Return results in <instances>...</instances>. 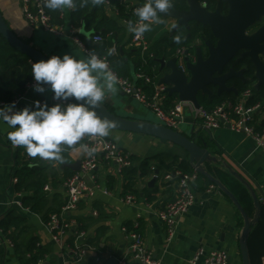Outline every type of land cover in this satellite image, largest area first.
Wrapping results in <instances>:
<instances>
[{"label": "crops", "instance_id": "0c3cea01", "mask_svg": "<svg viewBox=\"0 0 264 264\" xmlns=\"http://www.w3.org/2000/svg\"><path fill=\"white\" fill-rule=\"evenodd\" d=\"M0 10L8 25L20 38L49 57L75 53L83 59L89 53L75 46L66 35H57L32 26L24 17L22 0H0ZM172 10L162 17L163 24L154 26L151 32L146 33L153 45L167 33L172 36L179 34L182 38L188 35V29L183 25L175 30L179 20L173 15ZM109 14L112 17L116 16L113 9ZM87 36L89 38L90 34ZM116 38L120 46L125 47L124 55L127 57L132 45L131 33L126 26L123 32H118ZM134 74L135 68L131 63L129 75L134 78ZM253 84L254 82L250 87ZM24 96L21 105L17 106L18 110L32 106L36 100L41 102L46 100L49 105L55 103L51 92L41 95L36 93L33 87H27ZM104 104L121 115L152 120L149 111L136 99L126 95L119 86L117 93L109 95ZM261 104L262 109L257 112L256 118L259 124L264 126V100ZM185 115V125L180 128V132L191 135L195 130L203 128L201 124L195 122L190 111L186 110ZM8 131L10 129L6 125L0 124V264L27 263L31 253H20L16 249V241L27 245V240L31 237L38 239L41 248L49 249L44 264H107L112 258H115L118 264V261L127 255L130 245V238L123 228L130 226L137 214L142 215L141 231L146 247L159 264H194L193 258L201 248L207 253L225 250L231 259L229 264H243L240 238L244 218L233 201L217 186L215 189L209 188L212 182L207 177L199 178L195 183V203L189 212L180 218L175 236L171 240L167 239L166 225L159 217V211L174 200L176 189L167 188L163 184V177L167 173L174 175L175 172L183 171L177 167L175 158L182 159L185 155L180 147L169 141L119 130H115L114 135H118L120 139L118 141L110 139L134 156L135 160L131 167H136V170L127 174V169L119 171L115 163L107 162L100 164L87 176V183L93 188L94 194L85 196L77 209L65 217L76 222L87 235L88 252L82 260H76L71 247L74 243L73 233L67 232L56 241L47 223L50 214L60 212L66 201L64 182L77 172L69 165L79 160L82 162L83 150H69L65 153L67 159L63 164L40 161L36 158L37 163L34 164L42 169L44 190L49 186V189L45 190L48 199L46 209L42 213H36L23 206V199L33 195L34 191H22L17 188L19 180L16 177V155L15 149L7 139ZM212 134L216 142V145L212 146L213 153L223 158L233 171L245 179L259 199L261 217L252 227L248 246L251 264H264V151L257 146L252 137L233 131L227 126L213 130ZM34 164L31 163V166ZM205 166L207 170L214 172L213 165ZM153 179L156 181L151 186ZM130 180L133 184L128 191H132L131 193L137 197L136 204L126 203L122 199L130 193L125 192ZM224 181L235 191L249 215L254 217L256 208L253 206V198L249 191L243 193L236 191V183L231 178H224ZM150 197L154 199L150 200ZM16 201H20L22 206L16 204ZM12 211L25 218V222L5 231L3 224L8 221ZM90 239L94 242L92 245L88 244Z\"/></svg>", "mask_w": 264, "mask_h": 264}, {"label": "built area", "instance_id": "2783aa9c", "mask_svg": "<svg viewBox=\"0 0 264 264\" xmlns=\"http://www.w3.org/2000/svg\"><path fill=\"white\" fill-rule=\"evenodd\" d=\"M122 1L127 2L128 0ZM22 11L25 19L32 26L42 28L57 35H66L72 40L75 46L87 53L89 52L80 37L82 30L73 26L65 27L54 23L51 15L43 7L42 0H22ZM125 24L127 25V22ZM92 40L96 43H101L104 38L101 34L95 33L92 36ZM131 45L137 47L142 55L154 58V53L149 51L151 42L146 33L139 38L131 34ZM192 45L195 47L197 44L193 43ZM114 49V56H117L119 54V47L115 46ZM186 52V48L180 49L175 56L183 71H185L184 57ZM108 61L112 68L109 58ZM114 73L119 78V88L126 95L133 97L145 107L152 110L155 116L161 121L159 124L179 130L180 126L185 122V112L188 110L192 113L195 122L201 124L203 128L213 131L222 126H227L233 131L241 132L252 137L257 143V146L264 151V126H261L256 118L257 112L262 109V104H248V101L253 96L252 88L244 91L239 101L235 104L224 103L212 110L206 109L202 105L197 106L192 101L182 100H178L173 107L168 108L165 103L169 93L168 85L160 81H153L145 73L137 74L134 79L120 76L115 71ZM141 78L150 84L151 92L145 91L136 84V79ZM33 84L34 82L30 83L28 87H33ZM24 99V94L19 95L14 97L9 103H3L1 106L10 104L13 101L16 102L17 106H20ZM84 143H90V146L97 147V154L94 158H89L84 155L80 170L66 179L64 182L66 201L60 212L50 214L47 223L56 241H58L61 235L67 232L73 233L74 243L71 247L76 260H82L88 252L87 235L76 222L69 221L65 217L68 213L77 209L80 201L85 196L94 194L93 188L87 183V176L102 163H115L119 171L133 165L132 154L110 138H97L92 142L85 139ZM199 175L200 173L194 169L190 173L177 172L175 175L167 173L163 177V184L167 188L174 187L176 189L174 200L159 211V217L166 225L168 240H171L175 236L180 218L189 212L195 203V183L199 179ZM215 186L212 184L209 188L215 189ZM48 189L49 186H46L45 190ZM122 199L129 204H136L138 200L132 193H127ZM15 203L22 206L20 201H16ZM141 219L142 215L137 214L132 224L123 228V231L130 238V245L127 255L123 256L118 261V264H130L131 262L135 264H159L158 261L154 260L152 254L146 247L144 234L141 231ZM192 262L194 264H229V253L225 250H213L207 253L201 248L196 252Z\"/></svg>", "mask_w": 264, "mask_h": 264}, {"label": "water", "instance_id": "95a60500", "mask_svg": "<svg viewBox=\"0 0 264 264\" xmlns=\"http://www.w3.org/2000/svg\"><path fill=\"white\" fill-rule=\"evenodd\" d=\"M228 3L229 10L226 14H223L219 7L215 11L208 10L201 5L199 0H187L188 9L169 10H172L173 15L179 20V25L175 30L180 25L190 29L192 24H203L209 26L217 39L216 44L209 40L205 41L207 57L204 56L205 50L202 45L195 46L193 55L187 49L184 57L187 72L180 68L176 57L169 60L160 59L161 69L166 73L160 82L168 85L169 94H177L179 100L192 101L200 106L199 94H211V86L217 87L219 93L233 90L226 85L227 80L237 75L241 76V72L230 71L225 73V69L229 62L243 50L246 51L256 66L258 78L256 86L264 84V63L260 58V54L264 53V24L260 25L251 35L246 34L250 27L253 28L261 22L264 16V0H228ZM0 33L14 48L30 57L33 62L49 58L46 53L20 38L8 25L1 10ZM98 112L102 117L107 116L115 121L117 123L116 130L153 136L180 147L190 166L214 183L240 211L244 218V228L240 238L242 260L243 264H251L248 241L252 227L260 220L261 204L253 187L237 172L233 171L223 158L221 159L218 154L213 153L212 146H215L216 142L211 130L199 128L193 134L187 135L153 120L121 115L109 109L105 104L98 109ZM219 155L222 154L219 153ZM205 164L214 166V174L207 170ZM69 166L73 170L79 171L81 160ZM224 178H231L235 181L236 191L241 193L249 191L256 208L254 217L249 215L234 193L235 191L227 185ZM155 181L156 179L152 180L151 186L154 185ZM107 264H117V260L112 258Z\"/></svg>", "mask_w": 264, "mask_h": 264}, {"label": "trees", "instance_id": "16d2710c", "mask_svg": "<svg viewBox=\"0 0 264 264\" xmlns=\"http://www.w3.org/2000/svg\"><path fill=\"white\" fill-rule=\"evenodd\" d=\"M205 3L210 11H215L218 7L221 8L223 14L229 10L228 0H199ZM109 2V3H107ZM101 7H93L89 2L87 6L80 7V0H77V8L75 10H65L63 12H53L46 8L47 12L51 15L54 23L63 25L65 27L73 26L80 28L82 33L81 40L84 42L86 49L91 52L95 51L101 56L106 55L109 48L119 47V54L117 56L108 57L111 61L112 69L120 76L130 77L131 63L134 65L135 74L134 78L139 73H145L150 76L153 81H160L163 77L164 71L161 69L160 59L169 60L176 56L178 50L186 48L189 49L191 54L195 53V47L192 44L197 38L204 41L209 40L211 43L216 44L217 39L213 36L209 26L203 24H192L188 29L185 38H182V43L176 44L173 42V36L169 33L163 35L153 45L151 43L150 52L154 53V58L147 55H142L137 47H130V50L125 57V47L120 46L117 40L118 32H123L125 29V22L136 21L137 17L134 16L133 10L141 6L145 0H107ZM174 10L188 9L187 0H172ZM116 12V16L112 17L109 14L110 10ZM101 34L104 38L101 43H94L92 36ZM87 34H90V39ZM33 61L27 55L21 53L14 48L0 33V107L3 103H9L19 95H23L30 83L34 82L31 74V65ZM230 71L243 72L244 79L241 77H233L229 79L228 86H235L237 91H222L218 92L212 89V93H200L199 103L206 109L212 110L224 103L235 104L239 101L242 93L250 88L252 82L257 80L256 66L248 55L238 54L226 66L225 73ZM132 78V77H130ZM133 78V79H134ZM136 84L142 87L145 91L151 92V86L143 78L136 79ZM253 96L248 101L249 105L261 103L264 100V84H258L257 87H252ZM177 94H169L165 101L166 106L171 108L179 100ZM15 162L17 165L16 177L19 182L17 188L22 191H34L33 195L26 196L23 199V206L29 210L42 213L47 206V193L44 190L45 180L42 176V169L35 165L36 160L29 157L23 149H15ZM134 161V156L131 155ZM177 167L184 173H190L193 168L185 159L175 158ZM31 163L34 166H31ZM145 165H142L144 167ZM127 174L136 170V167L126 168ZM127 177V176H126ZM206 178L200 174L199 178ZM128 178V177H127ZM130 179V178H129ZM209 180V179H208ZM210 181V180H209ZM126 185L125 192L132 186V181ZM212 183L209 184V186ZM153 200V197L149 198ZM25 222V218L16 214L14 211L10 213V218L3 224L4 230H8L12 226H20ZM94 242L90 239L89 245ZM25 246V248H23ZM16 249L22 252H30L31 258L25 264H41L40 261H45V255L49 253V249L41 248L36 237H31L27 240V245L17 243ZM52 264V263H51Z\"/></svg>", "mask_w": 264, "mask_h": 264}, {"label": "clouds", "instance_id": "9594fccd", "mask_svg": "<svg viewBox=\"0 0 264 264\" xmlns=\"http://www.w3.org/2000/svg\"><path fill=\"white\" fill-rule=\"evenodd\" d=\"M43 7L50 11L75 10L77 0H42ZM93 7L103 6L107 0H80V7L88 3ZM172 0H145L133 10L136 21L127 22V30L136 37L164 23L162 17L172 9ZM173 42L182 43L181 35L173 36ZM95 51L81 59L75 53L53 55L33 62L31 74L33 90L41 95L51 92L54 104L36 100L32 106L17 109L15 101L0 107V124L10 131L7 139L14 149H23L33 160L63 164L69 150H83V155L94 158L97 147L84 143L97 138H112L117 123L98 112L109 95L117 93L119 78L109 65L108 57ZM34 166V165H33Z\"/></svg>", "mask_w": 264, "mask_h": 264}, {"label": "flooded vegetation", "instance_id": "af4514ba", "mask_svg": "<svg viewBox=\"0 0 264 264\" xmlns=\"http://www.w3.org/2000/svg\"><path fill=\"white\" fill-rule=\"evenodd\" d=\"M226 14V13H225ZM264 24V21H261L260 23H257L256 25L257 26H255V27H250L247 31H246V34H248V35H251L252 33H254L256 30H257V28L260 26V25H263ZM197 45H202L203 47H204V45H203V42H201V41H197V43H196ZM206 47H204V56L205 57H207V49H205ZM238 54H243V55H247L246 54V51H241V52H239ZM237 54V55H238ZM236 55V56H237ZM235 56V57H236ZM250 57V56H249ZM260 58H261V60L263 61V63H264V53H261L260 54ZM256 73H257V69H256ZM235 77H241V78H243V80L245 81L246 79H244V75H243V72H241V76H235ZM233 78V77H232ZM231 79V78H230ZM228 81L229 80H227V83H226V85L228 86ZM229 88H232L233 90H231V91H237V88L235 87V86H228ZM211 89H215V90H217L218 91V89H217V87H214V86H211Z\"/></svg>", "mask_w": 264, "mask_h": 264}, {"label": "rangeland", "instance_id": "374dc122", "mask_svg": "<svg viewBox=\"0 0 264 264\" xmlns=\"http://www.w3.org/2000/svg\"><path fill=\"white\" fill-rule=\"evenodd\" d=\"M262 21H264V18H263V20ZM257 82H258V78H257V80H255V82H254V84H253V86L252 87H256V84H257ZM253 83V82H252ZM252 87H250V88H252ZM244 93V92H243ZM242 93V94H243ZM241 98V97H240ZM137 101V100H136ZM137 102H139V101H137ZM140 103V102H139ZM142 104V103H141ZM143 105V104H142ZM144 106V105H143ZM145 107V106H144ZM148 111H149V113L151 114V116H152V120L154 121V122H157V123H161V121L155 116V114L152 112V110H150V109H148L147 107H145ZM185 124H182L181 126H180V128L182 129L183 128V126H184ZM180 130V129H179ZM212 131V130H211ZM253 206L255 207V203H254V200H253Z\"/></svg>", "mask_w": 264, "mask_h": 264}, {"label": "bare ground", "instance_id": "6f19581e", "mask_svg": "<svg viewBox=\"0 0 264 264\" xmlns=\"http://www.w3.org/2000/svg\"><path fill=\"white\" fill-rule=\"evenodd\" d=\"M202 4H204L203 6L206 7L205 3H201V5H202ZM206 8H207V7H206ZM263 18H264V16H263ZM263 18H262V20H263ZM262 20H261V21H262ZM183 27H184V25H183ZM185 27L187 28V26H185ZM187 29H188V28H187ZM213 36H214V35H213ZM196 40H197V41H201V42H203L204 47H206V45H205V43H204V41H203L202 39L197 38ZM197 41H195L194 43H197ZM206 41H207V40H206ZM205 49H207V47H206ZM178 63H179V62H178ZM184 65H185V62H184ZM185 72H187V71H186V65H185ZM193 171H194V170H193ZM176 173H177V172H175V174H176ZM175 174H174V175H175Z\"/></svg>", "mask_w": 264, "mask_h": 264}]
</instances>
